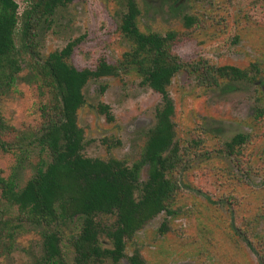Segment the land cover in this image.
<instances>
[{"label": "rangeland", "instance_id": "obj_1", "mask_svg": "<svg viewBox=\"0 0 264 264\" xmlns=\"http://www.w3.org/2000/svg\"><path fill=\"white\" fill-rule=\"evenodd\" d=\"M137 1L140 30L183 35L174 45L183 62L205 57L216 65L254 64L260 81L241 80L220 90L205 88L184 70L173 77L168 91L183 162L173 214L152 218L125 252L137 250L145 264H259L251 244L264 240V0ZM17 2L21 10L24 3ZM125 10V0H72L44 23L40 51L46 55L75 41L69 61L77 68H94L101 58L114 63L131 45L120 29ZM184 15L196 18L189 28ZM27 74L22 70L16 84L0 93L1 112L17 129L37 125L49 99ZM83 92L86 102L77 116L84 130L83 154L129 164L137 160L161 94L131 72L91 79ZM100 103L109 106L112 120L99 112ZM236 133L247 139L237 147L235 159L221 146ZM42 157L46 154L38 147L22 153L0 150V168L8 177L18 166L22 186ZM141 174L144 179L146 169ZM40 252V230L26 227L0 264H32Z\"/></svg>", "mask_w": 264, "mask_h": 264}, {"label": "trees", "instance_id": "obj_2", "mask_svg": "<svg viewBox=\"0 0 264 264\" xmlns=\"http://www.w3.org/2000/svg\"><path fill=\"white\" fill-rule=\"evenodd\" d=\"M71 1L22 0L20 10L17 0H0V93L13 87L27 69V78L49 94L39 123L26 129L8 123L0 109V150L22 153L38 147L46 154L22 186L18 166L8 177L0 168V260L15 250L26 227H35L41 234V252L32 264H124L123 259L145 264L137 250L127 255L126 245L161 212L173 214L180 187L183 162L168 91L173 77L184 70L205 88L220 90L241 80H260L253 73L254 64L250 68L216 65L205 57L183 62L174 50L183 35L175 30H140L137 0H125L120 29L131 45L114 63L101 58L94 68H77L69 61L75 41L42 54L44 23ZM195 21L192 15L183 17L187 28ZM121 72L136 74L142 85L161 94L140 157L130 164L116 157L84 155V130L77 121L86 102L87 82ZM98 110L113 119L107 104L100 103ZM246 139L245 133H236L221 150L235 158ZM263 241L259 246L251 244L259 264H264Z\"/></svg>", "mask_w": 264, "mask_h": 264}]
</instances>
